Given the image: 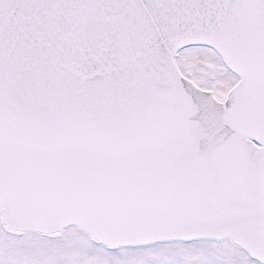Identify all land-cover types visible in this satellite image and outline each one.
<instances>
[{
  "label": "snow or ice",
  "instance_id": "snow-or-ice-1",
  "mask_svg": "<svg viewBox=\"0 0 264 264\" xmlns=\"http://www.w3.org/2000/svg\"><path fill=\"white\" fill-rule=\"evenodd\" d=\"M0 264H264V0H0Z\"/></svg>",
  "mask_w": 264,
  "mask_h": 264
}]
</instances>
